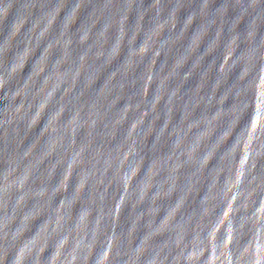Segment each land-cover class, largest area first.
<instances>
[{"label": "water", "instance_id": "obj_1", "mask_svg": "<svg viewBox=\"0 0 264 264\" xmlns=\"http://www.w3.org/2000/svg\"><path fill=\"white\" fill-rule=\"evenodd\" d=\"M0 264H264V0H0Z\"/></svg>", "mask_w": 264, "mask_h": 264}]
</instances>
